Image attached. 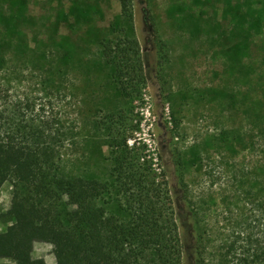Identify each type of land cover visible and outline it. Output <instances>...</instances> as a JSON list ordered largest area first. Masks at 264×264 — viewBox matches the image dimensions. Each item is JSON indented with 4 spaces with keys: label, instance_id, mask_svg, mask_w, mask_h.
<instances>
[{
    "label": "rangeland",
    "instance_id": "rangeland-1",
    "mask_svg": "<svg viewBox=\"0 0 264 264\" xmlns=\"http://www.w3.org/2000/svg\"><path fill=\"white\" fill-rule=\"evenodd\" d=\"M133 1L130 24L117 0H0V86L52 104L65 140L60 176L108 184L112 193L101 204L124 222L131 215L113 190L99 123L128 112L137 145L166 176L185 264H194L197 236L226 235L229 208L235 216L257 215L243 200L264 181V0ZM151 24L168 50L162 80ZM123 37L139 41L146 62L141 100L121 98L99 53L100 43ZM10 190L9 183L0 190V211L9 207ZM33 257L55 263L47 244H35Z\"/></svg>",
    "mask_w": 264,
    "mask_h": 264
},
{
    "label": "trees",
    "instance_id": "trees-1",
    "mask_svg": "<svg viewBox=\"0 0 264 264\" xmlns=\"http://www.w3.org/2000/svg\"><path fill=\"white\" fill-rule=\"evenodd\" d=\"M117 2L122 19L133 23L134 1ZM154 47L162 80L159 69L168 64V50L155 31ZM99 48L121 98L141 100L148 72L139 41L123 37ZM11 89L0 86V190L11 186L9 207L0 211V264H44L33 257L37 243L52 248L54 264H185L186 244L166 176L155 173L137 145L130 114L106 115L99 123L113 164V190L131 215L124 222L101 204L112 193L108 184L60 176L65 140L52 104ZM171 122L175 139L179 122L174 116ZM176 165L181 170L179 157ZM244 194L257 215L235 216L229 208L226 235L197 236L194 264H264V181L258 191Z\"/></svg>",
    "mask_w": 264,
    "mask_h": 264
}]
</instances>
